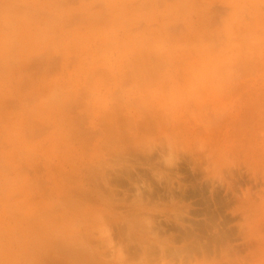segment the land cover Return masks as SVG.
Instances as JSON below:
<instances>
[{
    "label": "rangeland",
    "instance_id": "obj_1",
    "mask_svg": "<svg viewBox=\"0 0 264 264\" xmlns=\"http://www.w3.org/2000/svg\"><path fill=\"white\" fill-rule=\"evenodd\" d=\"M0 47V91L48 93L54 264H264V0H0Z\"/></svg>",
    "mask_w": 264,
    "mask_h": 264
},
{
    "label": "crops",
    "instance_id": "obj_2",
    "mask_svg": "<svg viewBox=\"0 0 264 264\" xmlns=\"http://www.w3.org/2000/svg\"><path fill=\"white\" fill-rule=\"evenodd\" d=\"M19 54L18 58L23 57V60L18 65L1 67L0 63V84L14 81L15 71L27 66L25 51ZM215 64L216 61L211 62L212 67ZM45 74V70L41 71L38 78ZM25 80L30 78L23 75L24 83ZM248 81V91L253 92L256 100L260 96L256 89L264 88V72H255ZM57 87L60 93L66 87H70L72 94L79 90L76 79H71L68 85L66 81L60 82ZM1 91L6 95L0 96V100L6 98L7 101H0V264H54L57 243L64 239L62 215L69 212L64 199L71 195L64 189V180L57 169H48V158L43 153L47 137L30 139L32 113L47 104L48 93L31 104L20 98L21 92L14 86ZM55 92L58 91L55 89ZM11 103L18 106L11 109ZM58 160L50 158L51 165L63 166Z\"/></svg>",
    "mask_w": 264,
    "mask_h": 264
}]
</instances>
